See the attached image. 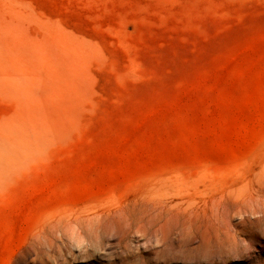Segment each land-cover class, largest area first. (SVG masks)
Wrapping results in <instances>:
<instances>
[{
  "label": "rangeland",
  "instance_id": "obj_1",
  "mask_svg": "<svg viewBox=\"0 0 264 264\" xmlns=\"http://www.w3.org/2000/svg\"><path fill=\"white\" fill-rule=\"evenodd\" d=\"M0 264H264V0H0Z\"/></svg>",
  "mask_w": 264,
  "mask_h": 264
},
{
  "label": "bare ground",
  "instance_id": "obj_2",
  "mask_svg": "<svg viewBox=\"0 0 264 264\" xmlns=\"http://www.w3.org/2000/svg\"><path fill=\"white\" fill-rule=\"evenodd\" d=\"M253 211V210H252Z\"/></svg>",
  "mask_w": 264,
  "mask_h": 264
}]
</instances>
